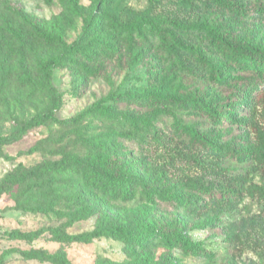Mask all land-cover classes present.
Listing matches in <instances>:
<instances>
[{
	"label": "trees",
	"instance_id": "obj_1",
	"mask_svg": "<svg viewBox=\"0 0 264 264\" xmlns=\"http://www.w3.org/2000/svg\"><path fill=\"white\" fill-rule=\"evenodd\" d=\"M100 1L106 6L114 3ZM78 5V0L63 1V14L50 22L49 32L35 34L37 41L63 45L62 54L43 60L35 71L21 76V86L29 89L31 95L49 91L59 98L61 94L53 85L58 68L69 69L85 83L102 75L107 62L114 58L127 55L128 61L137 63L154 53L160 59L158 69L167 73L169 82L173 79L178 83L174 94L156 86L154 75L151 90L138 100L129 99L142 108L156 107L162 115L193 111L203 123L186 126L175 117L170 127L160 129L153 117L120 115L110 104L88 111L94 112L88 118L104 126L107 138L130 140L148 160L155 152H174L168 162L152 165L148 171L143 181L147 199L155 203L152 196L160 191L174 210L186 215L203 210L205 225L213 226L218 225L220 215L236 208L246 197H257L264 203V129L258 121L259 116L264 119V43L243 37L237 30L262 31L264 0H204L197 10L199 18L194 21L137 13L125 22L112 14L85 25L87 42L82 38L67 45L63 21L68 16H80ZM27 22L37 23L7 0H0V50L5 33L14 28L23 31ZM7 75L4 72L1 76L2 87L6 86ZM55 109H49L43 122L39 120L42 116L27 121L16 136L0 134V157L3 146L29 130L41 123H57ZM58 124L61 133L57 142L52 135L28 151L55 158L30 167L20 164L9 172L0 182V198L8 195L23 213L60 219L65 215L62 205L82 200L87 194L102 203L117 197L131 201L140 192L125 159L106 143L93 144L95 128L91 122L82 124L78 120L72 123L73 128L68 120ZM251 133L255 139L248 142ZM69 138L75 139L72 148L62 144ZM56 143L61 145L52 148ZM82 151L88 155L86 166L81 163ZM225 160L241 166H224L221 162ZM208 162H214L211 171L207 170ZM252 162L255 164L251 170ZM250 171L258 173L260 184L250 181ZM78 214L89 215L90 209L79 210ZM192 227L193 224L173 216L169 222L139 221L134 228L112 221L82 235H68L58 228L48 230L61 243H88L102 237L121 241L128 264H175L176 250L186 256L210 255L201 243L189 237L188 229ZM42 232L13 230L6 234L12 239L31 241ZM160 248L163 252L157 254ZM23 255L39 262L72 264L62 252L31 250Z\"/></svg>",
	"mask_w": 264,
	"mask_h": 264
},
{
	"label": "rangeland",
	"instance_id": "obj_2",
	"mask_svg": "<svg viewBox=\"0 0 264 264\" xmlns=\"http://www.w3.org/2000/svg\"><path fill=\"white\" fill-rule=\"evenodd\" d=\"M23 15L37 23H24L23 31H7L1 41L0 50V80L4 72H8L6 86L0 84V134L16 136L22 126L31 119L40 121L46 119L50 108L55 109L54 122L68 120L73 128L75 121L82 124L91 122L94 132L91 137L93 144L106 143L113 152L125 159L130 166L133 178L137 180L140 192L131 201L121 197L104 200L102 203L90 195L82 200L72 201L62 205L61 211L65 214L60 219L42 215H30L15 208V202L8 196L0 198V261L3 264H51L29 260L23 252L39 250L55 254L62 252L72 264H128L125 245L121 241L102 237L91 242L61 243L54 239L48 229L58 228L68 235H82L106 227L115 222L129 228H134L137 222L159 223L171 221L176 216L193 227L188 229L189 237L201 243L210 255L207 257L186 256L180 251H174L175 264H264V203L257 197H246L230 212L220 215L217 226L205 225L203 210L196 215H186L174 210L168 204L167 198L160 191L152 196L155 203L149 201L145 194L144 179L152 165L168 162L174 152L154 153L148 160L139 154L137 144L127 139L116 137L107 138L108 133L97 120L88 118L94 112H88L101 104L115 106L116 113L135 115L138 117H153L158 128L170 127L174 118H180L183 125L201 124L203 119L197 117L193 111H175V115H162L156 107H140L131 100H138L145 91L151 90L154 81L166 93H173L177 88V81L167 77V73L158 69L159 56L151 53L140 62L128 61V56L114 58L107 62L102 75L83 83L79 75L69 69L58 68L54 71L53 85L60 92L57 98L49 91L30 94V90L21 86L20 77L27 72L35 71L38 64L62 54L63 45H49L44 41H37L36 33H48L50 22L63 14V1L69 0H7ZM204 0H114L111 6H106L100 0H78L80 16H68L63 21L64 42L73 44L85 36V25L90 20L95 22L108 15H119L128 22L131 16L137 13H148L155 17H175L194 21L199 18L198 7ZM240 31V35L253 38L264 43V27L257 30ZM88 40L86 39V42ZM156 75L153 81L151 76ZM165 77V78H164ZM153 82V83H154ZM19 84V85H18ZM112 96H117L118 101ZM122 96H124L122 98ZM131 98V100L129 99ZM91 120V121H90ZM259 125L264 129V119L258 118ZM57 123H41L29 130L16 141L3 146L0 157V182L20 164L25 167L44 162L55 157L44 154H28V151L39 141L55 135L57 142L61 125ZM204 126V125H202ZM92 131V130H91ZM249 131L252 128L249 126ZM251 133L248 142L254 141ZM74 138L66 139L62 144L71 148ZM61 143L52 145L57 148ZM248 146V144H247ZM245 146L244 149L248 147ZM177 148V147H176ZM181 150V147H178ZM87 152L82 151V165L88 164ZM162 154V155H161ZM176 154V153H175ZM175 161H177L175 157ZM251 162V161H250ZM208 162V171L212 164ZM224 166L237 168L241 165L234 162H221ZM248 164V163H247ZM255 163L249 165L251 170ZM250 181L260 184L258 173L250 171ZM101 195V194H100ZM90 209L89 215H79L78 211ZM202 211V212H201ZM19 230L21 232H43L35 240L12 239L6 232ZM163 249L157 250L161 254Z\"/></svg>",
	"mask_w": 264,
	"mask_h": 264
}]
</instances>
